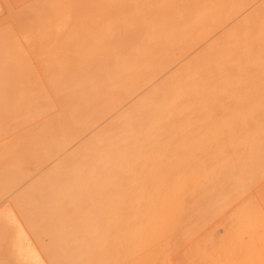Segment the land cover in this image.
<instances>
[{
    "label": "rangeland",
    "instance_id": "374dc122",
    "mask_svg": "<svg viewBox=\"0 0 264 264\" xmlns=\"http://www.w3.org/2000/svg\"><path fill=\"white\" fill-rule=\"evenodd\" d=\"M210 1L0 0V264H264V41L217 80L226 90L183 96L171 126L178 137L166 126L165 165L150 174L160 173L165 187L181 182L182 192L180 204H162V222L152 209L161 204H151L148 221L131 218L127 207L102 218V168L85 143V121L102 120L91 108L101 100L95 78L116 74L123 59L116 49L140 25L132 15L156 25ZM81 105L92 118L79 117ZM140 228L160 245L155 262L142 259Z\"/></svg>",
    "mask_w": 264,
    "mask_h": 264
},
{
    "label": "bare ground",
    "instance_id": "6f19581e",
    "mask_svg": "<svg viewBox=\"0 0 264 264\" xmlns=\"http://www.w3.org/2000/svg\"><path fill=\"white\" fill-rule=\"evenodd\" d=\"M198 8L201 10L181 13L179 11L174 21L162 19L156 25V21L146 22V20L142 23L139 20L142 18L137 19L135 13L132 15L134 18L130 15V18L136 20V24L147 25L148 28L140 25L134 29L131 28L129 45L123 44L116 49L117 54L123 56V59L116 63V68L111 71L116 74L95 78L101 100L98 99L99 103L96 101V106L91 108H97L93 110V113L101 111L102 120L97 125L95 122L94 125L89 124L87 122L90 121L89 119L85 121V139H87L85 143L94 145H87V150L97 153L96 157L99 159L97 162L102 168L101 176L96 181L97 199L103 208L102 218L115 219V215H108L110 207L116 209L127 207L126 210L130 212L131 218L148 221L151 204H161L152 209L154 220L162 222L165 218V207L162 204H180L181 182L176 181L173 188L165 187L166 182L164 181V185L160 173L150 174L153 166L158 171L160 169L163 171L166 126L170 127L171 139L178 137V132L172 130L171 126L177 124L183 96L208 93L212 90L213 93L226 90V85L224 83L218 85L217 80L227 79L232 69L231 62L243 60L249 52L247 48L257 47L264 41V0H211L209 4ZM205 8L209 10H204ZM158 9L160 10V7ZM159 10L156 11L159 13ZM158 13L156 18L159 17ZM163 14L166 16L167 13ZM147 19H150L149 16ZM129 31L127 33H130ZM106 55H109V52ZM52 63L60 66L62 64L58 61ZM105 71L103 68L96 74ZM85 76L81 78L82 81L86 80ZM66 82L69 83V79ZM69 86L72 85L65 86L66 89ZM76 98L79 99V96L76 95ZM75 101L72 98L70 104H74ZM59 105L58 108L60 107L62 111V104ZM80 107L82 108L80 113L84 114L79 116L82 117L81 119L89 112L88 117H91L93 114L91 108L86 111L85 107L82 105ZM93 118L94 121L96 118L98 120L97 114L96 118L95 116ZM49 121L51 123L54 120ZM54 123L56 122H53L51 126L47 123L48 127H52ZM33 126L36 127L35 124ZM38 126L41 125L38 124ZM69 126L70 124L65 121L61 127L69 128ZM71 127L70 132L73 130ZM75 133L76 131L73 135ZM46 134L48 135L45 131L44 135ZM151 149L156 152L151 153ZM154 153L156 154L153 155ZM137 159H139L137 163L141 164L139 167L135 163ZM124 161L127 162L126 165ZM176 169L177 167H174L175 171ZM139 175L146 179L139 180ZM170 179L171 182L174 181L173 174H170ZM167 185H171L170 181H167ZM92 188L90 184H87V203L92 200L91 193L94 191ZM11 219L14 222L17 221L13 211ZM18 228L19 234L22 235L23 230L20 224ZM146 233L142 228L135 230V234L143 235V237L138 236L141 244H145L141 248L143 251L140 250L143 261L147 259L152 263L154 260L150 259L154 258V254H159L160 245L158 244L156 248L155 239L150 240L149 236L144 235Z\"/></svg>",
    "mask_w": 264,
    "mask_h": 264
}]
</instances>
